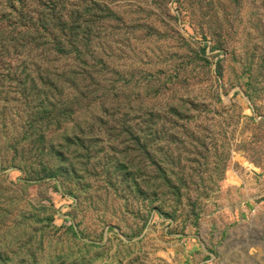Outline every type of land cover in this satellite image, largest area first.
<instances>
[{
	"label": "rangeland",
	"instance_id": "obj_1",
	"mask_svg": "<svg viewBox=\"0 0 264 264\" xmlns=\"http://www.w3.org/2000/svg\"><path fill=\"white\" fill-rule=\"evenodd\" d=\"M15 8L34 29L0 6V264H264V0ZM49 15L80 54L52 52Z\"/></svg>",
	"mask_w": 264,
	"mask_h": 264
},
{
	"label": "trees",
	"instance_id": "obj_2",
	"mask_svg": "<svg viewBox=\"0 0 264 264\" xmlns=\"http://www.w3.org/2000/svg\"><path fill=\"white\" fill-rule=\"evenodd\" d=\"M3 3L1 6V16L5 15L7 12H9V16L13 18L15 17L19 20V22H14L16 27H19L21 29L29 30L34 29V27L23 24L22 20V11H17L15 8L16 0H2ZM55 10V9H54ZM50 11V10H49ZM56 12V10H55ZM50 14V12H48ZM50 19L45 20L43 23V26H40V30H44L46 35L49 37L51 41V49L52 52L55 55L59 54H66L67 50L75 51L77 54H80V50H82V46L80 45V41L77 39V37L74 35L73 30H70L71 25H67L64 21L61 20H54L53 15ZM15 27V28H16ZM28 78V77H25ZM31 84H33V81H31Z\"/></svg>",
	"mask_w": 264,
	"mask_h": 264
}]
</instances>
